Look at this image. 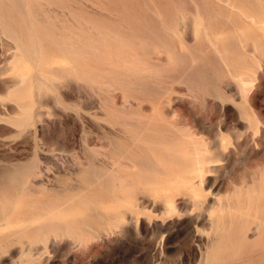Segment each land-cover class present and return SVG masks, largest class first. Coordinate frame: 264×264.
Masks as SVG:
<instances>
[{"label": "rangeland", "instance_id": "374dc122", "mask_svg": "<svg viewBox=\"0 0 264 264\" xmlns=\"http://www.w3.org/2000/svg\"><path fill=\"white\" fill-rule=\"evenodd\" d=\"M261 16L0 0V264H264Z\"/></svg>", "mask_w": 264, "mask_h": 264}, {"label": "bare ground", "instance_id": "6f19581e", "mask_svg": "<svg viewBox=\"0 0 264 264\" xmlns=\"http://www.w3.org/2000/svg\"><path fill=\"white\" fill-rule=\"evenodd\" d=\"M254 1H255V0H254ZM229 3H230V2H229ZM233 4H234V3H233ZM257 4H258V3H257ZM224 5H225V4H224ZM226 5H227V4H226ZM226 5H225V6H226ZM228 5H229V4H228ZM234 5H235V4H234ZM234 5H233V6H234ZM230 6H231V4H230ZM230 6H229V7H230ZM233 6H231V7H233ZM261 6H262V5H261ZM229 7H227V8H229ZM236 7H237V6H236ZM241 7H242V6H241ZM237 9H239V8H237ZM231 10H232V9H231ZM239 11H240V10H239ZM239 11H238V12H239ZM259 16H260V15H259ZM244 17H245V16H244ZM261 17H263V16H261ZM249 18H250V17H249ZM247 19H248V18H247ZM259 19H260V18H259ZM263 19H264V17H263ZM252 20H253V18H252ZM251 22H252V21H251ZM252 23L255 24L254 21H253ZM177 139H178V137H177ZM181 139H182V137H181ZM193 140H194V139H193ZM197 142H198V141H197ZM192 146H193V145H192ZM192 146H191V147H192ZM193 147H194V146H193ZM189 150H190V149H189ZM193 151H194V149H193ZM195 152H196V151H195ZM176 165H177V164H176ZM201 165H202V164H200V166H201ZM192 167H193V165H192ZM195 167H197V166H195ZM180 174H181V173H180ZM176 175H179V174H176ZM176 175H175V176H176ZM188 175L190 176V174H188ZM197 176H198V175H197ZM197 176H196V177H197ZM183 180H184V179H183ZM185 181H186V180H185ZM193 181H194V180H193ZM192 185H193V184H192ZM196 187H197V186H196ZM198 188H200V186H198ZM189 189H190V188H189ZM198 190H199V189H198ZM197 192H198V191H197ZM200 192H201V189H200ZM200 192H199V193H200ZM192 199H193V198H192ZM194 200H195V199H194ZM201 200H202V199H201ZM193 203H194V202H193ZM193 203H192V205H193ZM195 203H197V202H195ZM239 203H240V202H239ZM118 204H119V202H118ZM123 204H124V203H123ZM125 205H126V204H125ZM127 205H128V204H127ZM120 206H121V204H120ZM120 206H119V208H120ZM129 206H130V205H129ZM126 207H127V208H125V207H123V208H125V209H129V208H130V207L128 208V206H126ZM130 209H131V208H130ZM220 212H221V210H220ZM212 213H213V212H212ZM201 216H202V215H201ZM202 218H203V217H202ZM8 224H9V223H8ZM22 224H23V223H22ZM5 226H7V225H5ZM10 233H11V232H10ZM18 240H19V239H18ZM5 241H6V240H5ZM5 243H7V242H5Z\"/></svg>", "mask_w": 264, "mask_h": 264}]
</instances>
